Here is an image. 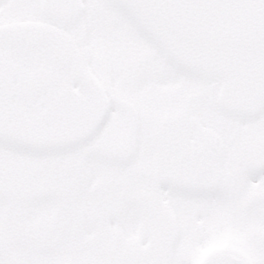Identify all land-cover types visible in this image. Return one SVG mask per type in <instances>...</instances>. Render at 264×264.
I'll use <instances>...</instances> for the list:
<instances>
[{
	"label": "snow or ice",
	"instance_id": "snow-or-ice-1",
	"mask_svg": "<svg viewBox=\"0 0 264 264\" xmlns=\"http://www.w3.org/2000/svg\"><path fill=\"white\" fill-rule=\"evenodd\" d=\"M0 264H264V0H0Z\"/></svg>",
	"mask_w": 264,
	"mask_h": 264
}]
</instances>
